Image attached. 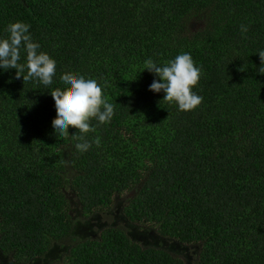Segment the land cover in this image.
<instances>
[{
	"label": "trees",
	"instance_id": "16d2710c",
	"mask_svg": "<svg viewBox=\"0 0 264 264\" xmlns=\"http://www.w3.org/2000/svg\"><path fill=\"white\" fill-rule=\"evenodd\" d=\"M16 21L57 69L51 86L0 69L3 257L264 264V0H0V36ZM183 52L201 68L203 101L191 111L150 91L157 77L145 70L148 58L163 65ZM65 72L107 81L115 105L110 122L91 120L86 152L77 128L59 137L52 126ZM137 229L158 245L133 238Z\"/></svg>",
	"mask_w": 264,
	"mask_h": 264
},
{
	"label": "clouds",
	"instance_id": "9594fccd",
	"mask_svg": "<svg viewBox=\"0 0 264 264\" xmlns=\"http://www.w3.org/2000/svg\"><path fill=\"white\" fill-rule=\"evenodd\" d=\"M30 27L23 21L9 23L6 29L8 35L0 36V69H16L17 78L22 76L25 81L35 79L45 86H51L56 76L57 62L50 54L41 51V45L34 41ZM240 27L242 33L247 32L246 25ZM258 54L264 61V50ZM145 64V70L157 77L149 85V90L155 93L163 91V100L177 104L180 111L194 110L202 103L203 97L193 90L199 83L201 68L196 65L191 53L178 54L163 65L151 58ZM260 72L264 73V65L260 67ZM60 81L63 87L51 91L57 110V117L52 121L54 132L59 137L67 136L70 127L77 128L78 133L71 135L77 141L75 147L86 152L93 143L84 135L92 128L91 120L95 118L104 124L115 116V105L104 95L108 83L67 72L60 76ZM95 143L99 145V140Z\"/></svg>",
	"mask_w": 264,
	"mask_h": 264
},
{
	"label": "rangeland",
	"instance_id": "374dc122",
	"mask_svg": "<svg viewBox=\"0 0 264 264\" xmlns=\"http://www.w3.org/2000/svg\"><path fill=\"white\" fill-rule=\"evenodd\" d=\"M68 194H70V193H68ZM69 196L71 197V195H69ZM70 199H72V197ZM123 203H125V197H123V196L122 197H117L115 199V205H114L113 209L111 210V212L109 213V216L110 217H115L117 220H120V214L122 212V207L124 205ZM95 223L97 225L105 224V217L103 215L99 214V216L97 218H95ZM110 224H111V222L110 223L108 222V225H110ZM92 231L93 230H92V228L90 226H85V225H82L81 223L78 224V229H77L78 233L87 234L88 236H90V233H92ZM137 231H139V230L137 229ZM131 236L133 238L136 236L135 239H137V241L141 240L145 244L150 243L152 245H154V244L158 245V243L155 241V238L153 239V237L150 234H148V233L143 234V233H141L139 231L138 235L131 233ZM192 250L193 249L190 248L188 256H187L189 261H191L193 259V257H192L193 251ZM0 264H15V263L10 262L8 258L3 257L0 254ZM33 264H47V260H43V261H40V262L37 261V262H35Z\"/></svg>",
	"mask_w": 264,
	"mask_h": 264
},
{
	"label": "water",
	"instance_id": "95a60500",
	"mask_svg": "<svg viewBox=\"0 0 264 264\" xmlns=\"http://www.w3.org/2000/svg\"><path fill=\"white\" fill-rule=\"evenodd\" d=\"M129 195H131V194H129Z\"/></svg>",
	"mask_w": 264,
	"mask_h": 264
}]
</instances>
